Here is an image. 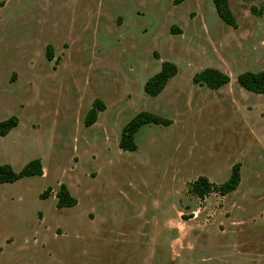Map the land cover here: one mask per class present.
Segmentation results:
<instances>
[{
	"label": "rangeland",
	"instance_id": "obj_1",
	"mask_svg": "<svg viewBox=\"0 0 264 264\" xmlns=\"http://www.w3.org/2000/svg\"><path fill=\"white\" fill-rule=\"evenodd\" d=\"M228 3L236 29L212 0H0V122L18 119L0 165L43 167L0 184V264H264V95L237 83L264 69V0ZM164 61L178 73L149 97ZM206 68L229 84H194ZM96 99L104 111L86 127ZM144 111L172 124L146 125L135 152L119 150ZM237 163L234 192H190ZM61 184L75 207L56 209Z\"/></svg>",
	"mask_w": 264,
	"mask_h": 264
},
{
	"label": "trees",
	"instance_id": "obj_2",
	"mask_svg": "<svg viewBox=\"0 0 264 264\" xmlns=\"http://www.w3.org/2000/svg\"><path fill=\"white\" fill-rule=\"evenodd\" d=\"M184 0H174V4H180ZM214 9L218 17L233 29L237 28L235 18L231 12L228 0H212ZM253 11V9H252ZM174 27H171L172 34ZM52 47L46 48V58L52 60ZM178 68L175 64L164 61L161 63L160 70L150 77L144 84L143 91L149 97H157L165 89L168 82L177 75ZM192 82L196 85L204 84L210 90H219L223 86L229 84L230 77L220 70L213 68H206L196 74L192 78ZM238 85L245 90L256 95H264V69L258 72H244L237 76ZM104 111V105L100 100L96 99L90 111L85 117L84 124L86 127L93 125L99 112ZM18 124V119L11 116L5 121L0 122V137H5ZM172 121L160 115L150 112H140L135 115L126 125L123 126L118 141V148L123 152H135L137 145L135 142V135L139 130L146 125H160L168 127ZM43 167L40 159H34L27 163L19 172H15L8 164L0 165V184H12L19 180L31 177H42ZM241 181L240 164L232 166L230 176L220 185L209 182L206 177L197 178L190 185V192L196 195L200 200L209 196L210 194H218L226 196L234 192ZM50 189H46L39 198L45 200L48 198ZM56 204L58 210L65 208H73L77 205V200L71 195L66 185L61 184L57 193L55 194Z\"/></svg>",
	"mask_w": 264,
	"mask_h": 264
}]
</instances>
